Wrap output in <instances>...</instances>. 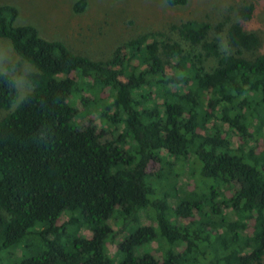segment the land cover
<instances>
[{"label":"trees","instance_id":"trees-1","mask_svg":"<svg viewBox=\"0 0 264 264\" xmlns=\"http://www.w3.org/2000/svg\"><path fill=\"white\" fill-rule=\"evenodd\" d=\"M85 4L74 1L72 12ZM254 7L244 2L235 19L213 25L187 19L167 33L140 32L92 59L15 24L17 9L0 4V37L34 67L30 90L0 117V264H10L4 251L28 236L39 250L22 264H264V157L243 149L264 123V53L243 55L259 44L244 28ZM220 33L231 52L220 49ZM105 88V109L122 125L111 139L75 122L76 100L99 103L81 94L99 100ZM16 93L13 78L0 72V110ZM222 123L237 131L238 147L228 146ZM166 158L168 166L191 159L203 191L176 196L156 185L168 187L170 171L145 166ZM193 212L201 219L178 221ZM126 229L110 255L106 245ZM154 240L160 244L151 250Z\"/></svg>","mask_w":264,"mask_h":264},{"label":"rangeland","instance_id":"rangeland-1","mask_svg":"<svg viewBox=\"0 0 264 264\" xmlns=\"http://www.w3.org/2000/svg\"><path fill=\"white\" fill-rule=\"evenodd\" d=\"M74 1L76 0H0V4H9L17 9L15 24L33 25L40 36L46 39L61 40L74 53L92 59H105L117 43L140 32L165 31L167 33L170 24L187 19L206 21L211 25L222 20L224 16L235 19L237 7L250 1L254 3V12L250 20L244 24V28L257 34L259 44L252 53L244 51L243 55L249 57L264 53V1L261 0H186V3L180 6H168L164 0H86L85 8L80 13L72 12L71 5ZM211 33L213 31L210 32V36ZM222 34L218 35L220 49L231 52L232 50L225 46ZM30 71H34V67L15 53L8 39L0 37V72L8 73L13 78L17 89L15 100L8 109L0 110V117L11 111L30 90V84L26 80V74ZM81 96L93 99V102L99 101V103L83 106L80 100H76L79 113L75 122L79 125L90 123L98 130L103 129L104 137L107 139L117 135L122 125L116 120L118 115L113 112L112 108L105 109L109 100L108 89L105 88L99 94V100L98 97H92L89 93L81 94ZM259 105L258 111H263V104ZM103 111L110 118L101 114ZM254 124L251 118L247 126L249 131H253ZM218 125L222 130L221 134L228 140V146L238 147L237 131L234 128H228L225 123ZM257 131L253 134V138H248L243 144V149L245 152L251 149L254 157L258 159L260 156L264 157V123ZM122 145L128 147L127 142H123ZM165 161L167 158L159 163H147L145 166V172L151 174L170 171L171 175L166 183L168 187L158 182L156 185L176 196L183 195L184 191H203L201 181L193 173L191 159L189 161L188 158L181 163L170 160L171 166H168L169 162ZM172 175H174L173 179H171ZM174 201L173 196L168 197L171 207ZM200 215V213L193 212L191 217L178 221L181 223H186L191 219L198 221L201 219ZM65 219L66 216L62 214L60 220ZM140 222L141 224L150 223L149 219L144 216H141ZM107 223L113 226L112 222L107 221ZM127 230L117 234L113 242L106 245L110 255L114 253L115 241L126 234ZM248 230L249 228L245 232L247 233ZM77 231L82 236L90 234L83 226H80ZM30 238L32 239L28 236L24 244L19 243L17 247L14 246L4 251L5 256L8 251L12 253L11 258H6L10 264H22L38 253V243ZM159 244V240H154L147 247L156 250Z\"/></svg>","mask_w":264,"mask_h":264}]
</instances>
